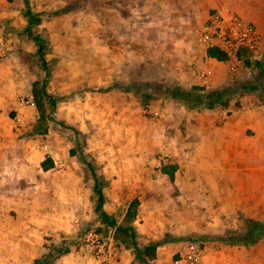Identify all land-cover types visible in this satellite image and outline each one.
Instances as JSON below:
<instances>
[{
  "label": "rangeland",
  "instance_id": "obj_1",
  "mask_svg": "<svg viewBox=\"0 0 264 264\" xmlns=\"http://www.w3.org/2000/svg\"><path fill=\"white\" fill-rule=\"evenodd\" d=\"M168 3L0 0V227H21L23 234L16 236L28 244L65 243L92 258L83 234H110L117 250L123 247L133 254L127 236L114 233L112 223L123 222L133 198L135 213L141 209V217L145 214L147 203L138 207L135 194L146 183V168L152 167L154 178L162 166L197 160L187 149L166 150V138L176 130L187 131L197 113L230 114L228 107L187 109L166 95L141 97L149 91L145 84L167 82L156 64L147 62L149 54L157 53L156 44L148 46L147 31L175 11ZM26 10L38 19L34 24L24 16ZM261 54L243 53L233 70L225 61L227 82L216 88L252 79L253 61ZM131 85L141 86L140 93L125 89ZM41 91L40 113L33 92ZM239 107V100L230 106ZM44 159L51 161L46 170L39 166ZM181 179L186 182L184 175ZM205 180L198 176L195 191L161 180L153 183L155 210L141 221H156L157 229L150 230L155 237L136 235L135 241L139 247L165 242L150 259L133 255L136 264H189L185 255L197 251V264H264V237L247 245L216 240L240 231L245 219L264 220V202L257 205L242 194L247 192L245 180L235 178L230 190L243 195L242 200L221 205L211 201ZM255 180V175L248 179ZM95 183L109 212H104L106 218L94 212Z\"/></svg>",
  "mask_w": 264,
  "mask_h": 264
},
{
  "label": "crops",
  "instance_id": "obj_2",
  "mask_svg": "<svg viewBox=\"0 0 264 264\" xmlns=\"http://www.w3.org/2000/svg\"><path fill=\"white\" fill-rule=\"evenodd\" d=\"M168 1L167 5L175 11L170 10V13L162 16V22L147 31L148 46L152 47L154 43L157 47V53L149 54L147 62L156 64L165 82L174 83L181 88L191 86L216 88L227 82L225 61H217L207 56L206 51L194 40L197 27L213 10L230 9L254 25L260 35V52L264 53V0ZM238 100L240 107L231 109L230 106L235 105ZM226 107L230 111L226 116L219 113L192 115L193 119L189 120L192 123L187 127V131L176 130L166 138L164 142L166 150L173 152L190 150L198 155L196 162H179L178 166L173 165L175 168L172 180L156 169L152 178L150 175L152 167L146 168L148 171L146 183L135 196L140 201L138 207H142L145 202L147 207L142 217V210L138 209L131 221L135 236L137 235L139 239L144 240L145 237L147 240H154V232L150 230L155 231L158 227L156 221H141L152 214L153 208L155 210L150 197L155 196L152 194V186L156 180L168 182L169 186L177 184L183 189L186 187V190L194 188L195 191L198 187V176H201L206 179L211 201L221 202L222 205L225 201L233 202L235 198L242 200L243 195L230 190V186L237 183L235 178H244L247 192L241 193L250 195V199L257 205L261 202L263 204L264 103L260 102L256 95L249 93L236 99L232 98ZM182 171L186 172L183 174ZM181 175L185 176V183ZM253 175L256 177L254 183L248 181ZM147 195L150 200L145 199ZM102 209L109 214L104 204ZM153 215L154 218L158 216ZM17 217L18 215H15L13 218L14 223ZM180 217L185 216L180 214ZM158 218L157 222H160V217ZM112 225L115 227L117 223ZM21 233V227L16 225L13 228L0 227V264H30L45 252L44 245L37 242L28 244L16 236ZM55 264H136V261L130 250L123 247L118 249V256L113 262L104 263L69 246L68 252L59 257Z\"/></svg>",
  "mask_w": 264,
  "mask_h": 264
},
{
  "label": "trees",
  "instance_id": "obj_3",
  "mask_svg": "<svg viewBox=\"0 0 264 264\" xmlns=\"http://www.w3.org/2000/svg\"><path fill=\"white\" fill-rule=\"evenodd\" d=\"M26 1V0H24ZM71 7H66L62 9V12L69 10ZM24 16L28 20L29 24H34L38 19L33 17L27 10L24 11ZM243 52V51H240ZM206 55L214 58L217 61H225V55L217 50L216 48H207ZM255 70V76L252 79L247 81H241L230 88H214L211 90H204L201 86H191L189 89H183L178 85L171 83H162L158 84L156 87L154 85L145 84L148 87V92L144 91L141 94V97L145 100L151 99L153 96L160 94L166 95L176 101H179L184 105L187 109H207L213 110L216 108H226L229 101L233 97H241L243 95L253 93L257 96L258 100L264 103V53L260 56L259 59L253 61L252 64ZM109 88H105L104 90H108ZM126 90H132L135 93H140L141 86L139 85H131L125 88ZM152 92V93H151ZM35 98V107L40 112V103L38 100V95L33 92ZM41 113V112H40ZM42 115V114H41ZM83 158V157H81ZM84 160V159H83ZM39 166L42 170H46L51 167L50 159H44L40 161ZM91 168L90 166H88ZM173 165L162 166L159 170L161 173H164L168 176L169 180H172ZM93 180L96 181V174L92 172ZM93 191L96 194L95 202H94V212L101 216L102 218H106V215L102 209L103 204V196L99 187L94 185ZM137 205V199L133 198L129 201L125 213L123 215V222L117 224L114 227V233L119 232L121 235L127 238L130 245L133 248V255L136 258H143L146 256L147 258H152L154 255V250L157 245L165 242L164 240L152 241L142 247H139L135 241V232L133 227L131 226V221L135 217V207ZM111 223V221H107ZM264 237V220L258 221L254 219H245L243 223V227L240 231H231L225 234L224 236H217L216 240L225 245H234V244H252L259 241ZM45 252H43L40 256L35 258L30 264H55V261L63 256L69 250V244L60 243L58 245H50L44 246Z\"/></svg>",
  "mask_w": 264,
  "mask_h": 264
},
{
  "label": "built area",
  "instance_id": "obj_4",
  "mask_svg": "<svg viewBox=\"0 0 264 264\" xmlns=\"http://www.w3.org/2000/svg\"><path fill=\"white\" fill-rule=\"evenodd\" d=\"M194 40L205 51L213 47L222 52L230 70L241 61L243 53L252 56L260 54V35L257 28L227 8L210 12L197 27ZM83 242L87 251L99 262H113L118 256L117 247L110 234L101 236L87 231L83 234ZM199 257V251L185 255L189 264H197Z\"/></svg>",
  "mask_w": 264,
  "mask_h": 264
}]
</instances>
